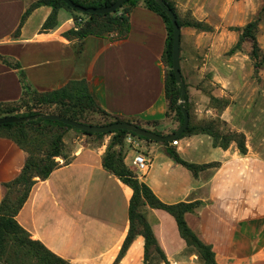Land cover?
<instances>
[{
	"label": "crops",
	"instance_id": "0c3cea01",
	"mask_svg": "<svg viewBox=\"0 0 264 264\" xmlns=\"http://www.w3.org/2000/svg\"><path fill=\"white\" fill-rule=\"evenodd\" d=\"M39 1L0 0V105L84 80L112 118L136 120L161 134L178 127L174 113L167 115V30L158 13L138 0L125 13L123 36L67 37L66 31L78 27L74 12L60 7L55 24L45 28L53 9ZM168 1L180 21L209 28L179 27L190 126L213 124L221 134H242L245 151L234 141L216 145L205 131L187 133L168 147L193 170L176 162L164 143L127 133L123 142H135L124 144L123 163L163 203H198L183 219L210 247L216 264H264V146L255 122L264 115V61L254 67L252 41L237 29L253 19L254 9L245 0ZM108 137L64 130V155L52 157L56 165L47 177L32 178L15 215L18 225L69 264H204L181 237L175 218L147 204L138 211L163 257L144 261L139 233L120 252L130 226L132 189L103 165ZM29 153L0 132V203ZM137 153L149 160L144 173L131 164Z\"/></svg>",
	"mask_w": 264,
	"mask_h": 264
},
{
	"label": "trees",
	"instance_id": "16d2710c",
	"mask_svg": "<svg viewBox=\"0 0 264 264\" xmlns=\"http://www.w3.org/2000/svg\"><path fill=\"white\" fill-rule=\"evenodd\" d=\"M73 1L83 6L102 7L112 4L115 0H88L86 2L83 0ZM137 1L138 0H124L121 6L112 13L84 14L88 17L87 20H85L84 22L78 21V17L76 15L79 12H76L75 10L69 8L62 0H40L39 2L51 6L53 9L52 14L44 23L45 28L52 27L55 24V13L57 9L63 7L71 12H74V23L78 26L76 29H70L66 31L64 35L67 37L82 38L88 34L103 35L112 31H117L119 36H123L127 31V17L125 13L131 7L136 5ZM162 1L168 8H170L175 13L176 21L179 27L181 26V24H187L200 29H209L203 23L195 20L191 21L186 19L184 22L180 21L175 12L173 4L168 0ZM143 2L147 8L151 9L152 11H155L162 17L166 26L167 38L164 50V58L167 63V71L165 75V96L168 101L167 113H174L178 121L179 127L182 122V114L178 106V100L180 95L179 85L175 82L171 70V23L165 12L153 0H143ZM257 22V20H253L246 23L243 27L237 28L238 30H240L241 35L243 37H248L252 41L251 58L254 60V67L256 69L260 66L261 62L264 61V52L258 60V51L260 48L255 37ZM85 83L86 82L84 80L69 81L66 85L58 89L43 93L42 95L44 97L42 99L36 100V104H59L63 106V108L51 114H56L64 118H69L75 121L86 123L81 119L83 117L82 109L84 108L82 105L83 101H86V103H88V101L92 102V99L90 96L91 92L88 90ZM183 106L188 111L186 95ZM5 114L14 116L39 115V117L25 122L0 124V132L7 134L11 138H13L14 140H16L17 143L24 146L30 152L19 175L7 184L9 190L0 203V258L5 250L6 245L11 244L13 246L23 247L27 249L29 252H31L32 257H34L40 264H69L65 260L61 259L54 253L49 251L38 240L30 239L28 233L23 230L16 222L15 215L20 206L22 205V202L24 201L25 197L27 196L29 187L33 181L32 178L34 176H38L40 178L47 177L51 169L56 165L52 157L64 155L62 142L64 130L73 129L84 134L95 135L96 137L105 134L112 135L109 143L107 144L106 153L103 157V165L106 169L110 170L115 175H117L125 184H127L132 189V196L129 200L128 207L130 226L120 252H123V250H125L126 247L129 245L133 236L136 233H139L144 238V261H148L151 255H158L160 257H163V254L156 243V240L150 230V227L144 220L141 213L138 211L141 204H147L152 208L162 209L171 214L175 218L178 231L181 237L187 242L188 245H191L195 248L203 263L216 264L213 259V254L210 250V247L204 245L192 232H190L183 219L184 212L191 211L198 203H163L153 194V192L148 188V186H146L143 182H140L137 179L136 175L132 171H130L123 163L122 150L119 148L122 144V139L127 133L136 136L135 134L124 130H114L107 133H88L70 127L57 120L43 119L40 117V115L50 113L40 111H28L20 114H12L11 110H8L2 112L0 116ZM113 119L114 121H123L119 118ZM26 124L37 125L39 127L47 126L58 128V130L60 131L51 135L47 146H45L46 148L41 149L39 141L37 142L36 140H32L33 142L36 141L37 144L27 143V136L25 134V131L22 129ZM178 127L171 133L175 132ZM193 131H205L206 133L212 136L213 142L216 145L222 147H225L230 141H234L237 145L238 150L241 153L245 151L244 136L242 134H221L217 131L213 124H208L206 126H190L188 121L187 127L182 132V134L176 138V140L181 138L185 134L191 133ZM162 143L166 145L167 153L176 162L190 169H195V167L191 164L182 161L176 155L175 151L168 147V143L170 142ZM41 151L42 154L39 155Z\"/></svg>",
	"mask_w": 264,
	"mask_h": 264
},
{
	"label": "rangeland",
	"instance_id": "374dc122",
	"mask_svg": "<svg viewBox=\"0 0 264 264\" xmlns=\"http://www.w3.org/2000/svg\"><path fill=\"white\" fill-rule=\"evenodd\" d=\"M83 1H88V0H83ZM240 3H242V0H240ZM243 3L246 5L247 3L253 7L254 9V17L251 21L253 20H257V26H256V30H255V37L256 40L259 39V51H258V60L260 59L262 53L264 52V47H260V44L264 46V0H245L243 1ZM252 10V8H251ZM119 14V13H117ZM78 17V19L80 18L81 21L80 22H84L85 20H87V16L82 14V13H77L76 15ZM113 33H115L116 36H119L117 31H112ZM109 33V32H108ZM107 34V33H105ZM104 35V34H103ZM258 38V39H257ZM261 42V43H260ZM264 75V71H261V75ZM86 87L89 90V87L87 85V83H85ZM60 91V90H59ZM90 91V90H89ZM45 92H30L29 94L26 95V97L21 100L20 102L16 103V104H3L0 105V114L4 111H8L11 110L12 114H20V113H24V112H28V111H40V112H45V113H53L56 112L58 110H61L63 108V106L59 105V104H36V100L38 99H42L44 96L42 95ZM90 93V92H89ZM42 95V96H41ZM92 102L88 101V103H86V101H83V109H82V121H85L86 123H90V124H95V125H101V124H107L110 123L112 121H114V119L108 115L107 113H105L97 104V102L95 101L94 97H92L91 93H90ZM68 102V101H67ZM90 102V103H89ZM170 112L168 114V116L171 115ZM8 114L5 115H1L2 116H6ZM174 115V114H173ZM175 116V115H174ZM173 116V117H174ZM255 122H256V131L259 132V138L261 139L260 142H262L263 146H264V131L262 133V130L264 129V115L261 116H255ZM132 123L140 126V122L136 121V120H132ZM143 127V126H141ZM25 131V134L27 136V143H35L37 144V142H40V148H46L45 146H47V143L49 141V138L51 137V135L59 132L60 130H58V128H53V127H39L37 125H32V124H26L23 128ZM153 131H157L159 133H163L161 131H158L156 129H154ZM106 136H109V140L108 143L111 139V134H105ZM104 135L99 136L98 138H102ZM124 139V137H123ZM122 139V144L119 147L122 150V154H123V147L124 144L125 145H133V142L130 141L129 139H127L126 143L123 142ZM32 140H36L35 142H33ZM129 140V141H128ZM45 142V143H44ZM117 148V147H116ZM260 150L262 151V153L264 154V147L261 146ZM42 154V151L39 153V155ZM124 155V154H123ZM15 197V196H13ZM30 239H32L29 236ZM34 240V239H32ZM150 261V258L149 260ZM0 264H40L38 263V261L32 257L31 252H29L27 249L23 248V247H18V246H13L11 244L6 245L4 252L1 255L0 258Z\"/></svg>",
	"mask_w": 264,
	"mask_h": 264
},
{
	"label": "water",
	"instance_id": "95a60500",
	"mask_svg": "<svg viewBox=\"0 0 264 264\" xmlns=\"http://www.w3.org/2000/svg\"><path fill=\"white\" fill-rule=\"evenodd\" d=\"M69 8L75 10L76 12L82 14H106L112 13L117 8L121 6L124 0H115L112 4L102 7L93 6H83L73 0H62ZM158 6L165 12L171 23V70L175 82L179 85V100L178 106L182 114V122L178 129L170 134H160L152 130L143 128L129 121H114L107 124L95 125L90 123H84L80 121H75L69 118H64L56 114H42L40 115L43 119L57 120L75 129L88 132V133H107L114 130H124L135 134L136 136L146 138L148 140L159 141V142H171L176 140L178 136L182 134L188 125L189 115L188 111L184 108L185 99V86L181 77L179 69V26L176 21L175 13L168 8L162 0H153ZM39 117V115H29V116H14L6 115L0 117V124L4 123H16L25 122L28 120H33Z\"/></svg>",
	"mask_w": 264,
	"mask_h": 264
},
{
	"label": "built area",
	"instance_id": "2783aa9c",
	"mask_svg": "<svg viewBox=\"0 0 264 264\" xmlns=\"http://www.w3.org/2000/svg\"><path fill=\"white\" fill-rule=\"evenodd\" d=\"M78 21H81V19L79 18ZM133 138L139 139L138 136H135ZM130 141H132L133 143L135 142V139H131ZM177 143V140H172L171 144L175 145ZM131 164L134 168V170L138 173H144L149 166V160L148 158H146V156L143 153H137L133 156L132 160H131Z\"/></svg>",
	"mask_w": 264,
	"mask_h": 264
}]
</instances>
